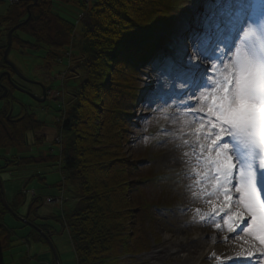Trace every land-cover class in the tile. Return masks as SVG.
<instances>
[{"label": "trees", "instance_id": "1", "mask_svg": "<svg viewBox=\"0 0 264 264\" xmlns=\"http://www.w3.org/2000/svg\"><path fill=\"white\" fill-rule=\"evenodd\" d=\"M186 1L19 0L10 5L0 0V8H4L0 11V72L9 71L2 64L6 34L22 24L28 13V22L12 36V45L20 51L43 50L44 62L60 64V52L68 51L70 55L74 40L83 45L78 57L84 62L81 65L86 67V77L75 92V106L61 129L73 134L72 157L66 154L62 169L75 173L82 194L80 206L56 219L68 230L76 264H125L119 260L122 254L136 256L148 250V243L136 229L149 205L144 191L152 188L148 185L151 173L144 167L129 173L131 161L124 156L122 145L133 135L137 122L134 108L142 104L137 97L146 96L141 83L142 69L159 67L161 53L155 54L153 61L152 47L160 44L166 49L165 36L179 23V13L187 6ZM73 56L77 60V54L73 52ZM1 86L8 92L0 108V151L7 152L23 148L26 136L34 135L43 125L20 108L18 115L7 120L9 110H13L15 91L5 77L0 79V95ZM35 141L41 142V138ZM56 162L57 158L43 154L0 157V175L8 170L5 177L10 179L14 169ZM34 179L43 181L36 176L30 182ZM25 195L19 191L12 197L9 207L14 213L23 207ZM7 217L14 220L0 204V264L5 263L7 254L10 256L22 246L28 250L49 248L35 230L18 222L17 228L7 225ZM37 227L51 237L46 226ZM9 230L13 235L19 231L17 246ZM49 264H55L52 258Z\"/></svg>", "mask_w": 264, "mask_h": 264}, {"label": "rangeland", "instance_id": "2", "mask_svg": "<svg viewBox=\"0 0 264 264\" xmlns=\"http://www.w3.org/2000/svg\"><path fill=\"white\" fill-rule=\"evenodd\" d=\"M3 1L7 2V0ZM216 1L218 0H202L206 3H217L214 9L201 5L202 2L199 3V0L186 1L187 6L185 8L188 10L186 11L184 8L179 13L177 26L166 36L162 34L165 36L166 47L175 56H169L168 53L164 56L162 53L163 46L160 44L152 47L153 61L155 60V54L160 52L161 61L174 67L173 74L166 71L168 74L162 75L159 70L156 71L149 67L142 69L141 83L149 89V92H145L146 96L138 95L137 97V101L142 103L134 108L137 122L132 129L133 135L127 143L125 142L126 144L122 145V148L128 162L131 161L132 167H128L129 173H135L136 168L139 169L140 167H144L146 171L151 173L148 178V185L152 188L144 191L149 205L144 211L145 215L142 217L141 223H138L139 228L136 229L148 243V250L136 256L122 254L119 260L125 262V264H215L216 258H220V261H222L249 257V250L252 251V256L256 255V263L254 264H264V254L259 251L258 242H255L253 248L254 242L250 237L242 233L239 236L233 235L229 238L228 236L231 234L226 229L217 236L219 241L212 244L214 245L213 249L202 253L192 263H184L181 258L177 259L179 257L172 254L171 249L173 246H170L174 241L195 239L202 232L200 226H205L203 220L207 218L202 213L195 212L194 208L191 210L194 205L204 206L207 210V207L211 208V203H216L215 199L203 200L199 192V186L195 183L194 178L201 173L202 167L191 165V153L187 146V140L192 131H196L199 126L194 128L191 120L185 115L186 111L190 109L183 110L180 105L182 100H187L189 103L193 100L190 99V90L194 82L198 80V73L195 76L193 70L198 64L202 67V55H193L190 46L185 47L183 43H188L192 38L196 41L191 40L192 42L204 43L212 40L213 33L216 31L218 34L221 33L227 37L230 36L232 30H236L235 21H231L229 16L236 17L238 9L231 7V5L239 3L240 0ZM248 1L243 0L246 5H248ZM262 2L261 9H256L257 2L250 4L253 8L254 27L264 21V0ZM3 9L0 8V11ZM194 13L199 14L196 17V22H193L191 18ZM202 16L207 17L203 28L200 24ZM78 18L81 19L82 15H79ZM223 28L225 29L222 30ZM192 32L197 33L198 38L191 36ZM236 34L238 33L236 32ZM240 36L238 35V37ZM253 37L255 41H258L257 35L253 34ZM199 44H196V46H200ZM73 45H71L70 55L66 53L68 51L60 52L61 57L64 59L60 64L44 62L42 59L46 51L36 52L31 49L20 51L18 47H11L12 49L8 55L9 62L30 82L20 81L21 85L36 98H41L40 86H42L46 91L47 98L44 103L37 104L33 99L31 100L19 92L13 93L15 102L13 103V111H11L12 116L19 113V107L15 104L17 102L27 107L25 108L26 113L32 116L35 122L43 126L34 135L26 136V145L23 148L7 152L0 151V157L3 159L37 157L41 154L57 158V162H59L57 166L56 163H51L50 165L14 169L10 173V179L5 177L6 172H8L6 170L3 172L6 174L0 175V181L3 182L2 191L8 205L12 197L19 191L26 194L23 207L16 213L10 210L20 218H29L26 221L33 226H46L49 229L52 235L47 237H50V242L55 249L60 264L76 263L68 230L64 226L62 228L61 224L56 222V219L80 206L79 201L82 194L79 178L75 173H68L62 169L66 154H70L72 157L73 134L61 129L67 114L75 106V92L87 73L86 67L82 66L84 64L83 60L81 61L78 57V55L81 56L83 45L75 40ZM73 52L77 54V60H74ZM214 53H216V50H213L211 55L208 54L211 60L210 64L213 63ZM189 57H191V60ZM66 62L68 65L72 64L71 70H66ZM8 70L15 76L11 68L8 67ZM203 90L200 89L196 96ZM170 92L176 96L182 95V97L169 98ZM159 96L166 97V102H161ZM2 105L3 102H0V108ZM192 115L191 119L197 117L201 120V113L198 115L193 112ZM33 137L35 138L33 139ZM37 138H41V142H36L35 139ZM177 160L180 161V165H177ZM36 176L43 178V181L40 182L34 179L30 182V178ZM36 198L37 201H32ZM1 208L3 207L1 206ZM14 220L8 218L6 224L17 228L19 225L17 222H20ZM34 220H36V223H32ZM27 229L31 228L28 227ZM181 231L183 233H180ZM9 232L13 236L14 246H17L19 231H14V235L12 231L9 230ZM202 233L207 235L205 232ZM23 234H27V231H24ZM165 238L167 239L165 240ZM22 247L18 250L14 249L10 256L7 254L8 258L4 260L5 263L2 260L3 263L49 264L51 258L54 261V256L47 247L39 246L37 249L32 247L30 250L24 246ZM207 253L209 254L207 255ZM28 255L31 257L36 256V258L28 257ZM209 256L214 258L207 260L206 258ZM54 263L56 264L55 261Z\"/></svg>", "mask_w": 264, "mask_h": 264}, {"label": "snow or ice", "instance_id": "3", "mask_svg": "<svg viewBox=\"0 0 264 264\" xmlns=\"http://www.w3.org/2000/svg\"><path fill=\"white\" fill-rule=\"evenodd\" d=\"M231 7L239 10L236 32L255 34L259 39L251 45L245 42L244 48H236L234 56L218 61L223 65L222 79L215 73L208 76L209 69L196 65L198 80L190 90V99H196L200 89L212 90L201 92L198 109L192 104L185 107L198 115L203 113L196 132L202 133L197 142L204 175L214 181L209 195L223 198L218 207L212 203L209 218L218 229L250 237L253 248L258 242L264 254V21L255 27L250 24L243 0ZM206 19L200 18L202 28ZM228 51L231 53V48ZM194 54L201 56L198 50ZM208 59L201 57V62ZM216 64L213 61V67ZM248 255L251 258V250Z\"/></svg>", "mask_w": 264, "mask_h": 264}, {"label": "bare ground", "instance_id": "4", "mask_svg": "<svg viewBox=\"0 0 264 264\" xmlns=\"http://www.w3.org/2000/svg\"><path fill=\"white\" fill-rule=\"evenodd\" d=\"M248 8V7H247ZM254 18L251 17V19L249 20L250 24H253ZM247 30V28L245 29V31ZM236 31L232 32V36H231V40L229 42H227L228 44H220L218 43L217 46V53L220 54V59L223 58L224 56L227 55H231L234 56L235 52H236V48L240 47V48H244L245 47V42H247L248 45H251L253 43V41H255V38L253 37V35L250 36H246L245 32H242L241 36L238 38L239 40L237 41V38L235 37ZM191 36L198 38L197 37V33L192 32ZM191 40H195L194 38H192ZM189 41L188 43L184 42L183 45H185V47H189L191 48V50H193V55L195 53L196 50H198L199 52L201 51V47L200 46H196L192 43V41ZM200 47V48H199ZM229 48H231V53H229ZM223 49L225 50L224 52ZM190 50V51H191ZM222 52V53H221ZM201 55L203 57H208V53L207 52H203L201 53ZM215 55V54H214ZM219 59V60H220ZM218 60V61H219ZM215 67H213V63L210 64L211 60L208 59L207 61H204L202 63V68H207L209 67V72H208V76H212L213 73H215L216 77L218 79H222V75H223V65L218 63ZM198 73V70L195 66V69L193 70V74ZM210 83V81H209ZM211 88L209 89H204L202 92L204 93H208L211 92ZM197 98L192 100L190 103L187 100H182V102L180 103V105L183 107V110H186L188 108L185 107V105L187 104H192L194 108L198 109L200 107V104L202 102L201 99V92L196 96ZM181 109V110H182ZM194 113H197L196 111H193ZM193 112L191 110H187L185 115L187 118H189L191 120V124L194 126V128H196L197 126H200V122L201 120L198 119L196 117V119H191V117L193 116ZM183 118V117H182ZM192 126V127H193ZM202 135V133H197L196 131H192V133L188 136V140H187V146L190 149V153H191V158L190 161L192 162V166L194 167H202L201 168V173L199 175H197L195 179V183L199 186V192L201 197L203 198V200L208 201V200H214L216 201V206H219V203L222 202V197H219V199H217V197L215 196H210L209 193H211L213 191L212 189V184L214 183V181L210 178H206L204 173L206 171L204 164L202 163V157H201V153H200V144L197 142L198 138ZM194 163V164H193ZM180 161L177 160V165H180ZM204 201V202H205ZM212 204V203H211ZM212 207V205H211ZM195 210V212L197 213H202L203 215L206 216L207 219L203 220V222H205V226H200V229L202 230V232H205L207 235H204V233H200L198 234L195 239L192 238L191 239H184L181 240L179 242H172L173 248L172 250V254L174 256H177L179 258L177 259H182L184 261V263H189V262H194L196 261L199 256L202 253H205L211 249H213L212 245L213 243L218 242V235L220 233L223 232V228L218 229L214 226V223L212 222V219L209 220L210 214H211V208L209 209L207 207V210H205L204 206L200 207V205H194L191 210ZM188 210V208H187ZM194 212V213H195ZM220 222V220L218 221ZM222 223V222H220ZM221 231V232H218ZM180 233H183V231H181ZM184 236V235H183ZM229 238L232 237V234L228 236ZM167 238H165L166 240ZM209 253H207L208 255ZM213 256H209L207 257V259L212 260ZM214 258V257H213ZM254 257L249 258V257H245L244 259H232L229 263L233 262V264H247L248 262L252 261ZM228 264V263H226Z\"/></svg>", "mask_w": 264, "mask_h": 264}, {"label": "water", "instance_id": "5", "mask_svg": "<svg viewBox=\"0 0 264 264\" xmlns=\"http://www.w3.org/2000/svg\"><path fill=\"white\" fill-rule=\"evenodd\" d=\"M29 18H30V15H29V13H28V14H27V19H26L22 24L17 25V26L13 27L12 29H10V30L8 31V33H7V35H6V47H5V50H4V52H3V57H2V60H3L4 64H5V66H7V67H9V68L12 69L13 73L15 74V77H16L17 79H19L20 81H25V82H29V81L26 80V79L20 74V72L15 68V66H14L11 62H9V61L7 60V56H8V53H9L10 49H11L13 33H14L15 31H17L22 25H25V24L28 22ZM4 75H6V77H7V81L9 82L10 87H11L14 91L19 92V93H21V94H23V95L29 97L30 99H33L37 104H42V103L45 102V92H44L45 90H44V88L41 87V88H42V92H43V94H42V98H41V99H38V98H36L35 96H33L32 94H30L29 92H27V91L23 90L22 88L18 87L15 83H13V82L11 81V76H10V74L6 73V74H4ZM2 76H3V74L0 76V78H1ZM29 83H30V82H29ZM6 95H7V89L4 88V87H2V94L0 95V102L6 97ZM9 116H10V110H9V113H8V116H7V120L9 119ZM0 196H1V199H0V204H1V206H2L4 209H6V210L8 211V213H9L14 219H16V220L19 221L20 223L26 225L27 227H29V228H31V229H34V230L37 231L40 235H42V237H43V238L45 239V241L47 242V244H48V246H49V248H50V250H51V252H52V254H53V256H54V261L56 262V264H60V262H59V260H58V256H57V254H56V252H55V249H54V247L52 246V244H51V242H50V240H49V237H47V236H48V233H43V232H42L41 230H39L37 227L33 226L31 223H29L28 221H26L27 217L20 218L17 214H14V213L10 210L9 206H8L7 203L5 202L4 195H3V191H2V185H1V183H0Z\"/></svg>", "mask_w": 264, "mask_h": 264}, {"label": "flooded vegetation", "instance_id": "6", "mask_svg": "<svg viewBox=\"0 0 264 264\" xmlns=\"http://www.w3.org/2000/svg\"><path fill=\"white\" fill-rule=\"evenodd\" d=\"M3 68H5V67H3ZM5 69H7V68H5ZM8 73V74H10V76H11V79H12V81L18 86V87H20V88H22L23 90H25V88L21 85V82H20V80L19 79H17V78H15V76L10 72V71H2L1 72V74H3V76L1 77V78H3V77H5V79L7 80V77H6V75H4V74H6V73ZM0 78V79H1ZM42 86H40V90H41V98H42V94H43V92H42V88H41ZM44 88V87H43ZM12 89V88H11ZM45 90V89H44ZM26 91V90H25ZM44 92H46V91H44ZM38 99H41L40 97H37ZM46 98H47V95H46V93H45V100H46ZM32 100V99H31ZM15 104H17L18 105V107L19 108H22V107H25L24 105H22V104H18L17 102L15 103ZM13 106H14V104H13ZM25 108H27V107H25Z\"/></svg>", "mask_w": 264, "mask_h": 264}, {"label": "built area", "instance_id": "7", "mask_svg": "<svg viewBox=\"0 0 264 264\" xmlns=\"http://www.w3.org/2000/svg\"><path fill=\"white\" fill-rule=\"evenodd\" d=\"M18 2V0H10V3L11 4H15V3H17Z\"/></svg>", "mask_w": 264, "mask_h": 264}]
</instances>
